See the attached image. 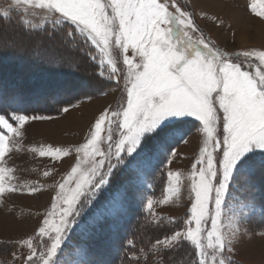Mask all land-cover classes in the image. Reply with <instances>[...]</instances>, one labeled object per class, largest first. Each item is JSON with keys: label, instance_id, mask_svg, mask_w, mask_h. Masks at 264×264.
Segmentation results:
<instances>
[{"label": "snow or ice", "instance_id": "1", "mask_svg": "<svg viewBox=\"0 0 264 264\" xmlns=\"http://www.w3.org/2000/svg\"><path fill=\"white\" fill-rule=\"evenodd\" d=\"M250 7L256 15L264 16V0H253ZM37 11L42 17L39 22L27 18ZM14 12V33L23 32L29 40L47 37L51 42L43 51L39 50L42 40L35 42V63L49 69L74 63L71 53L83 51L74 42L79 36L82 43H90L98 51V56L89 55L99 65L100 75L104 76L107 68L109 80L118 85L122 78L126 93L115 110L99 114L86 142L76 148L83 156L77 157L58 184L52 211L35 239L17 242V247L29 252L24 264H61L56 257L63 252L61 246L73 226L87 229L93 221L91 227L97 228L106 222L103 213L96 215L103 193H110L103 204L108 210L127 199L154 161L165 155L175 157L171 145L184 139L183 125L188 117L199 122L194 127L203 134L189 177L190 214L183 228L157 238L149 253L158 257L153 264H177V254L189 244L194 249V264H239L233 258L235 245L251 235L249 225L257 216L264 219V201L237 195L254 192L257 175L264 176V51L232 55L215 47L178 0H9L8 7L0 9V17L11 22ZM49 23L54 31L46 26ZM25 43L15 35L0 36V51L18 52ZM0 105L17 109L8 116L0 114L3 157L9 151V140L22 136L21 129L29 120L47 117L21 114L22 98L3 91ZM39 155L56 160L69 156L70 150L49 146L39 149ZM4 172L0 168V182ZM121 173L128 179L113 188ZM168 177V194L160 204L178 198L181 191V173L169 171ZM17 190V186L5 188L0 183V195ZM146 207L152 222L160 227L164 218L158 219L152 211L151 198ZM225 208L231 215L225 216ZM140 253L144 254V249ZM132 256L135 264H140L135 252ZM17 258L13 253V259Z\"/></svg>", "mask_w": 264, "mask_h": 264}, {"label": "rangeland", "instance_id": "2", "mask_svg": "<svg viewBox=\"0 0 264 264\" xmlns=\"http://www.w3.org/2000/svg\"><path fill=\"white\" fill-rule=\"evenodd\" d=\"M178 2L182 8L192 13L193 19L204 37L212 41L214 46L222 51L232 55L243 51H264V16H258L251 11L250 5L253 0H178ZM8 3L9 0H0V9L7 8ZM257 10L261 11L259 3H257ZM27 18L39 22L42 17L37 11L35 16L28 14ZM0 19L4 18L0 17ZM16 19L17 14L14 12L11 23L14 24ZM46 26L54 31L50 23ZM12 29L14 26L11 25L10 32H4V35L19 37L18 33H14ZM200 32L194 35L199 36ZM82 39L77 36L74 42L78 44V48L85 44L88 46L86 52L88 59L85 58L94 69L92 73L88 71L89 77L94 74L97 80L105 85V89H102L103 91L96 97L81 99L75 105L67 107V112L62 110L57 115L36 116L47 117V119L29 120L21 129L22 136L12 137L9 140V151L0 157V168L5 169L2 174L4 179L0 183H3L5 188L17 186L19 190L0 195V262L2 264H24V259L29 252L26 247H17V242L29 237L35 239L42 221L52 211V203L59 190L58 184L68 175L71 167L75 165L77 157L83 156L82 153L76 152V148L86 142L95 119L105 109L115 110L117 105L126 99L123 79H120L118 85L115 81L109 80L107 68L105 75L101 76L99 65L89 55L91 53L98 56V51L90 43H82ZM39 50L41 49L39 48ZM240 59L243 60V57ZM74 60L79 64L85 62V59L75 58ZM83 65L85 63L80 64V67L85 70L82 68ZM119 66L123 67L122 63ZM71 67L75 69L74 66ZM245 67H247L246 62ZM81 84L80 80H76L73 86L75 89H79ZM185 120L187 123L183 125L184 139H177L171 145V151L176 153L175 157L170 158L165 155L154 161V167H150L146 175L142 174L139 177L127 199L116 202L108 210L104 209L103 204L110 193L102 194L101 206L96 215L103 213L107 217L103 226L109 223L114 231L122 229V231L126 230L127 234L128 221L133 216V210H140L146 216V220L155 225L146 207L147 200L151 198L154 201L152 211L158 219L164 218L161 221L163 227H170L166 234L171 235L173 231L184 227L183 222L190 214L193 202L189 177L192 165L196 162L203 143V134L194 127L199 122L192 117L185 118ZM49 146L53 149H68L70 155L56 160L48 156H40L39 149H47ZM33 148L37 151L33 152ZM169 159H171V163L168 162ZM169 171L181 173L179 185L181 191L178 198L174 197L168 204H160L158 202L168 194ZM45 172H48L49 175L45 176ZM127 179L126 174H119V181L113 185V188L118 187L119 183H123ZM32 187H37L38 190L30 192L29 189ZM258 194L257 190L249 194L237 193L241 197H254L255 201L260 203ZM228 215L231 213L225 208V216ZM263 221L264 219L257 216L249 225L252 230L251 235L244 237L239 244L235 245L236 251L233 258L239 261V264H264V235L257 234L264 232ZM92 223L93 221H89L90 227L87 229L83 226L80 228L73 226L74 230L69 232L66 243L61 246L63 252H58L56 257L61 261V264H105L102 263V259L100 263H97L94 257L91 255L89 257V253L84 252V247L80 248L82 242L100 228H92ZM224 223L225 225L228 223L227 219L224 220ZM164 235L165 233H163V237ZM42 239L46 240L47 238ZM142 241L143 239L140 237L137 241L133 240L130 260L135 261L132 256V253L135 252L140 264H153V261L158 257L152 256L148 261V252L155 241L149 244L148 249H146V245L142 246ZM37 243L40 242L37 241ZM186 246L192 248L189 244ZM140 249H144V254L140 253ZM13 253L18 256L15 260ZM182 259V253H178L177 260Z\"/></svg>", "mask_w": 264, "mask_h": 264}, {"label": "trees", "instance_id": "3", "mask_svg": "<svg viewBox=\"0 0 264 264\" xmlns=\"http://www.w3.org/2000/svg\"><path fill=\"white\" fill-rule=\"evenodd\" d=\"M16 22L17 19L14 24L0 19V36L6 37L4 32H10L11 25L15 29ZM17 33L21 39L26 41V46H23L22 50L18 52L0 51V91L22 98L21 114L34 117L57 115L64 108L75 105L81 99L96 97L103 91L102 89H105V85L97 80L94 74L89 77L88 71L92 73L94 69L92 64L90 63L91 66H89L87 61L88 46L86 44V47H79L83 48V51L77 50L71 53L74 59H85V62H82L85 63L82 67L85 70L80 67L82 63L79 64L76 60L74 63L64 62L59 67L49 69L43 64L35 63L32 59L33 50H35L34 44L37 40H42L40 51L49 47L51 42L47 37H35L33 40H29L23 32ZM59 35L62 36L63 32ZM75 44L78 45L76 42ZM71 66H74L75 69ZM76 80L82 82L79 89H75L73 86ZM16 110L12 106L0 105V114L5 116ZM255 183L262 202L264 201V176L258 174ZM128 223L127 234L126 230L122 231V229L114 231L109 223L100 226L82 242L80 248L84 247V252L89 253V257L90 255L94 257L97 263H100L102 259V263L105 264H129L134 239L137 241L139 237L142 238V246L146 245V249H148L150 243L156 241L157 238H162L163 233L166 234L170 230V227H163L162 224L160 227L150 224L140 210H133V216ZM129 241H132V244H129ZM186 245L180 252L183 259L177 260V264H194L195 253L192 248ZM148 256V261H150L153 255L148 252ZM132 264H135V261Z\"/></svg>", "mask_w": 264, "mask_h": 264}]
</instances>
